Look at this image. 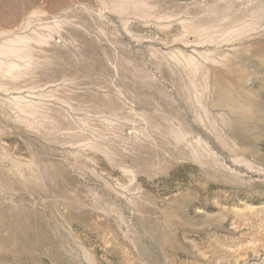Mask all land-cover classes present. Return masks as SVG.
<instances>
[{
  "label": "rangeland",
  "instance_id": "rangeland-1",
  "mask_svg": "<svg viewBox=\"0 0 264 264\" xmlns=\"http://www.w3.org/2000/svg\"><path fill=\"white\" fill-rule=\"evenodd\" d=\"M0 264H264V0H0Z\"/></svg>",
  "mask_w": 264,
  "mask_h": 264
}]
</instances>
